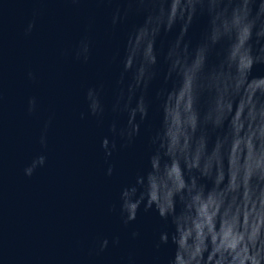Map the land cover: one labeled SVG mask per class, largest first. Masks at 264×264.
Listing matches in <instances>:
<instances>
[{
	"label": "clouds",
	"instance_id": "1",
	"mask_svg": "<svg viewBox=\"0 0 264 264\" xmlns=\"http://www.w3.org/2000/svg\"><path fill=\"white\" fill-rule=\"evenodd\" d=\"M135 7L144 17L126 35L111 103L124 120H111L100 141L107 162L155 117L147 125L146 162L119 191L122 223L154 211L163 222L154 248L173 246L166 264H264V75L252 72L264 64V0H135ZM197 15L207 23L193 42L188 33ZM122 18L117 7L112 23ZM89 47L82 40L77 58L87 60ZM102 92V84L86 89L81 118L103 123ZM35 108L30 97L28 112ZM40 143L47 144L43 134ZM46 160L34 157L24 175ZM114 169L108 162L106 175ZM139 236V229L131 232ZM109 242L101 238L99 250Z\"/></svg>",
	"mask_w": 264,
	"mask_h": 264
},
{
	"label": "water",
	"instance_id": "2",
	"mask_svg": "<svg viewBox=\"0 0 264 264\" xmlns=\"http://www.w3.org/2000/svg\"><path fill=\"white\" fill-rule=\"evenodd\" d=\"M117 7L123 18L113 24ZM143 12L135 0H0V264H166L172 255L171 244L154 248L163 226L154 211L141 210L128 225L118 211L121 187L146 162L154 115L136 142L107 162L100 148L111 120H124L111 103L126 35ZM206 23V15L194 17L188 38L195 42ZM84 39L87 60L76 55ZM252 72L264 75V64ZM100 84L102 124L80 116L88 111L86 89ZM40 154L46 163L25 176L24 167ZM108 162L115 165L111 176ZM134 229L139 237H131ZM103 237L110 242L100 251Z\"/></svg>",
	"mask_w": 264,
	"mask_h": 264
}]
</instances>
